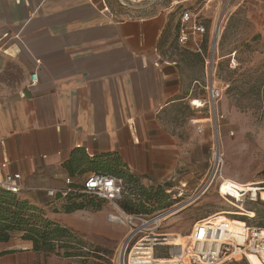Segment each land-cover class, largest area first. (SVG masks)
Returning a JSON list of instances; mask_svg holds the SVG:
<instances>
[{
  "label": "crops",
  "instance_id": "crops-1",
  "mask_svg": "<svg viewBox=\"0 0 264 264\" xmlns=\"http://www.w3.org/2000/svg\"><path fill=\"white\" fill-rule=\"evenodd\" d=\"M140 13L123 16L99 0H0V175L19 174L18 198L72 231L116 228L103 208L64 213L62 191L117 165L146 184L174 181L183 166L192 180L190 159L210 139L207 110L191 102L206 95L211 39L179 45L182 13L175 40L169 12ZM177 46L198 60L199 75H188L190 59L176 57ZM73 261L20 237L0 243V264Z\"/></svg>",
  "mask_w": 264,
  "mask_h": 264
},
{
  "label": "rangeland",
  "instance_id": "rangeland-1",
  "mask_svg": "<svg viewBox=\"0 0 264 264\" xmlns=\"http://www.w3.org/2000/svg\"><path fill=\"white\" fill-rule=\"evenodd\" d=\"M99 1H104L111 12L123 16L135 17L140 12L145 14L146 10L149 13L157 10L169 12L168 17L174 23L170 35L173 40L176 39L179 15L187 10L194 16L198 15L206 30L203 35L206 46L210 39L213 43L211 33L217 13L228 5L227 17L214 41L215 81L222 94L214 105V112L208 116L209 121L201 122L209 131L210 139L198 149L195 159H190L196 162L188 167L193 179L185 180L186 168L183 166L174 181L146 184L139 177L138 180L139 185L149 191L153 198L145 206L146 213L167 211L165 215L168 218L159 231L165 235L167 242H170V238H177L179 243H185L194 223L208 217L229 221H242L240 219L244 218L247 227L257 228L258 223L264 224L260 218L264 215V201L260 198V193L264 192V0H160L147 9L124 7L119 0ZM187 53L178 46L173 51L176 57L190 59L188 75L197 76L198 60ZM168 56H172V52ZM197 88V97L203 96L204 90ZM216 143L221 152V193L228 191L232 198L220 196L219 180L206 193L195 198L196 191L211 171ZM184 182L187 184L182 186ZM161 190V197H153ZM239 191L244 193L240 194ZM86 198L101 205L105 220L109 214L116 213L106 202L96 197ZM118 207L123 211L120 205ZM89 211L95 212L93 209ZM251 211L254 216L248 217ZM109 224L116 230L105 232L96 228L83 233L73 230L85 247L82 250L83 258L73 261V264H118L119 250L127 228L122 224ZM168 234H172L171 237ZM171 248V245L157 246L155 257L168 258ZM220 264L249 263L233 255L230 261Z\"/></svg>",
  "mask_w": 264,
  "mask_h": 264
},
{
  "label": "built area",
  "instance_id": "built-area-1",
  "mask_svg": "<svg viewBox=\"0 0 264 264\" xmlns=\"http://www.w3.org/2000/svg\"><path fill=\"white\" fill-rule=\"evenodd\" d=\"M156 1L159 0H119L124 7H139ZM219 6H221V2ZM227 9L228 5L217 13L211 33L213 43H211L210 51L204 59L206 95L201 100L191 102L196 110H207L209 116L212 115V111L214 112V105H216L222 94L215 81L214 41L221 32L227 17ZM205 34L206 30L202 24L197 22V16L189 12L182 13L178 28L179 45L185 46L191 36L203 37ZM197 49L200 53V45L197 46ZM36 83L37 76L33 74L30 77V86H35ZM197 131L202 132L200 126L197 127ZM220 153L219 145L216 143L212 153L211 171L207 174L199 190L196 191L195 198L206 193L218 180L221 181L218 186V192H220L223 183ZM216 154L218 157L217 163L215 161ZM20 182L21 176L19 174L0 175V189L9 194L19 195L25 190ZM65 182L68 185L71 184L69 179H66ZM70 191V189H65L61 193L65 196ZM121 191L122 181L120 179L101 173L90 174L82 187L76 191V193L93 196L106 202L108 206L116 211V213L107 216V221L122 224L127 228L120 246L118 264H220L223 261H230L233 255L245 259L248 263V258L253 256L259 264H264V230L246 226L242 227L239 232L234 233L229 222L226 220L218 222L215 217H208L195 222L185 238L186 242L179 243L175 251L173 250L175 247L171 248L168 258L159 259L155 257V248L168 244L165 235L159 233L166 220L165 214L167 211H161L150 216L128 214L118 207ZM243 193L240 192V194ZM222 197L232 198L225 194Z\"/></svg>",
  "mask_w": 264,
  "mask_h": 264
},
{
  "label": "trees",
  "instance_id": "trees-1",
  "mask_svg": "<svg viewBox=\"0 0 264 264\" xmlns=\"http://www.w3.org/2000/svg\"><path fill=\"white\" fill-rule=\"evenodd\" d=\"M101 174L113 176L122 181V191L118 205L124 212L146 216L156 214V212L146 213L145 206L153 198L149 191L139 185L138 177L128 173L120 165H117V169L110 172V174L103 172ZM69 189L71 191L65 196L61 195L67 200L66 205L63 207L64 213L86 209H101V205H96L94 201L86 198L89 195H78L76 191L80 188ZM17 196L0 189V243H7L16 235H19L20 239L32 243L35 252L71 260L83 258L84 244L72 230L47 219L41 209L29 205ZM161 196L162 190L153 197L157 199ZM121 199L122 202H120ZM260 218L264 221V215ZM240 220L246 222L244 218ZM257 228L264 230V224L258 223Z\"/></svg>",
  "mask_w": 264,
  "mask_h": 264
},
{
  "label": "bare ground",
  "instance_id": "bare-ground-1",
  "mask_svg": "<svg viewBox=\"0 0 264 264\" xmlns=\"http://www.w3.org/2000/svg\"><path fill=\"white\" fill-rule=\"evenodd\" d=\"M220 157H221V153H220ZM220 159V158H219ZM215 160L216 161H218V157H217V154H216V156H215ZM222 187H223V185H222ZM222 187H221V189H222ZM231 191V190H230ZM239 192H241V191H239ZM219 194H220V196L222 197V195L224 196V194L225 195H228L229 197H230V194L228 193V191L227 192H223V193H221V190H220V192H218ZM253 196H255L254 194H253ZM260 198H261V200H263L264 201V192H261L260 193ZM166 217H165V219H167L168 218V215H165ZM247 216L248 217H253L254 216V213L253 212H248V214H247ZM225 219H217V221L219 222V221H224ZM227 222H229L230 223V225H231V227H232V230L234 231V233H237V232H239L241 229H242V227H246V225H245V223L244 222H242V221H239V220H231V221H229V220H226ZM171 235L172 234H168V236H170L171 237ZM237 239H238V237L236 236V235H234ZM169 241L170 242H168V244L167 245H171V246H173V247H175L173 250L175 251V250H177L176 249V246H178L179 245V240L176 238V239H174V238H170L169 239ZM248 261H249V263L250 264H259V262L257 261V259L255 258V257H249L248 258Z\"/></svg>",
  "mask_w": 264,
  "mask_h": 264
}]
</instances>
